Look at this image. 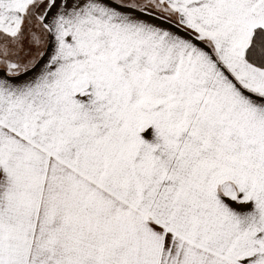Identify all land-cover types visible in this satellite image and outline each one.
I'll list each match as a JSON object with an SVG mask.
<instances>
[{"label": "snow or ice", "instance_id": "snow-or-ice-1", "mask_svg": "<svg viewBox=\"0 0 264 264\" xmlns=\"http://www.w3.org/2000/svg\"><path fill=\"white\" fill-rule=\"evenodd\" d=\"M0 264H264V0H0Z\"/></svg>", "mask_w": 264, "mask_h": 264}]
</instances>
